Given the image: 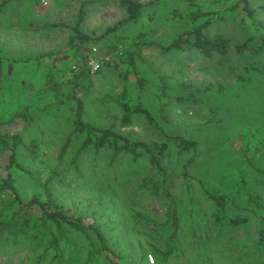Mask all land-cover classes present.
Segmentation results:
<instances>
[{
  "label": "rangeland",
  "instance_id": "rangeland-1",
  "mask_svg": "<svg viewBox=\"0 0 264 264\" xmlns=\"http://www.w3.org/2000/svg\"><path fill=\"white\" fill-rule=\"evenodd\" d=\"M134 1L147 4L154 0ZM82 2L86 3V17L81 30L93 39L124 17L119 0H17L0 13V56L32 59L26 66L4 63L0 88V135H18L21 138L22 147L17 148V159L24 172L12 169V173L23 201L32 197L44 201L41 185L46 183L65 213L80 217L86 226H100L106 236L113 237L115 251L127 255L128 263L138 264L141 248L145 247L149 252L150 245L160 246L159 238L169 235V228L163 202L141 191L140 180L130 166V158L119 155L109 165L111 152L103 151L95 159L93 151L89 150L82 152L76 165L71 164L79 141L76 136H70L73 114L70 104L54 114L47 112L28 125L18 116L25 108L36 106L45 109L50 106L54 99L49 90L46 92L48 76L55 81L68 82L73 66L78 69L84 64L94 75L89 91L76 89L84 102V119L105 127L109 124L107 119L110 115L120 114L117 107L100 101L103 95H116L123 87L117 73L101 67L105 41L91 45V52L87 51L90 46L85 45L81 53L70 47L72 32L69 29H39L46 23L73 26ZM251 7L256 12V21L264 25V0H251ZM177 8V0H159L156 5L144 8L137 23L128 25L117 35L132 38L139 33H149L156 42L165 45L175 32L169 16ZM205 33L208 36L221 35L231 46L251 37L232 16L211 24ZM86 53L88 55L84 58ZM89 61L98 64L96 71L92 72L88 67ZM138 69L140 77L146 80L142 102L155 120H161L156 114V107L160 104L157 75L168 78L165 81L169 87L165 111L168 123H160V126L169 135L198 139L203 155L212 156L214 166H208L202 156L198 159L199 165L194 167L206 185L216 188L208 180L210 172L212 168L220 170L219 165L226 157L229 162L225 161L224 165L231 168L234 163L237 166L235 170L240 172L244 166L242 162H245L241 158L245 141L251 140L253 134L264 136V53L245 55L232 49L226 55L205 57L185 49L165 55L156 47H148L142 52ZM129 78L130 82L135 81L133 76ZM180 82L196 91L194 103L187 99L177 101L183 89ZM69 89L70 86L67 87ZM119 133L144 142L163 140L141 115L134 116L131 127L120 129ZM67 139L70 140L68 147L59 157ZM33 141L40 145L47 164H35L27 159L24 148ZM8 157L9 150L0 147V179L7 175ZM263 161V154H258L253 158V165L264 167ZM173 167L175 171L179 165L173 163ZM139 170L137 167V172ZM230 175L242 178L241 174ZM104 176H108L107 182ZM244 178L249 191L264 201V187L255 171L245 170ZM236 181L231 179L233 183ZM186 183L176 179L169 188L179 207V238L177 255L164 264H264V248L257 243V217H252L245 227L219 230L213 225L212 207L197 192L196 181H192L195 188ZM111 190L112 193L109 192ZM135 213L152 222L146 224ZM70 236L81 247L83 258L88 249L85 240L75 233ZM17 249L11 264H34L32 251L26 246ZM51 257L52 254L41 264H48ZM110 259L121 264L112 256ZM99 262L104 264L103 259ZM153 262L149 263L148 259L146 264H157L154 258Z\"/></svg>",
  "mask_w": 264,
  "mask_h": 264
},
{
  "label": "trees",
  "instance_id": "trees-1",
  "mask_svg": "<svg viewBox=\"0 0 264 264\" xmlns=\"http://www.w3.org/2000/svg\"><path fill=\"white\" fill-rule=\"evenodd\" d=\"M13 1L17 0L0 2V13ZM177 1L179 8L172 10L169 16L170 21L175 26V32L165 45L156 42L149 33H139L132 38L117 35L128 25L137 23L142 17L144 8L156 5L159 0L147 4L134 0H119L124 17L107 28L105 33L96 39L84 34L81 30V25L86 17L85 2L81 3L73 26L46 23L39 27L40 30L69 29L72 32L69 45L81 53V49L85 45L90 46L87 51L91 52V45L102 40L105 41L101 67L117 73L119 80L123 83L118 94L103 95L100 99L102 104H112L119 109V115L112 114L109 116L107 126L98 127L84 119V102L78 96L76 89L81 88L84 91H89L94 80V75L90 73L85 64L72 72L68 82L59 79L55 81L48 76L46 92L49 90L54 99L50 106L45 109L36 106L25 108L18 115L19 119L28 125L35 118H41L47 112L54 114L70 104L73 111L70 120V136H74V138L76 136L79 141L78 151L70 162L71 164L76 165L82 152L89 150L93 151L95 159L103 151L111 152L109 165L114 163L119 155H126L130 158V166L133 167L137 177H139L141 191L151 198L163 202L169 228V235L160 236L159 242H162L160 246L152 247L150 245L151 250L149 252H146L145 247L141 248L142 256H140L138 264H146L149 256H152L157 264H164L169 258L177 255L180 212L177 202L169 191L176 179L182 183L187 182L186 184L191 185L189 187L192 188L195 186L192 181H196L198 184L197 192L204 202L212 207L213 225L219 230L245 227L252 217L256 216L259 223L257 243L264 248V201L261 196L250 192L244 182L245 170L252 169L256 176L260 177V183L264 187V167L253 165V158L257 157L258 154H263L264 157V150H262L264 148V136L253 134L251 140L245 141L241 156V158L243 157L242 161L245 162H242L244 166L240 172L235 170L237 166L234 163L231 168L226 164L224 165L225 161L226 163L229 162L228 157L219 165L220 170L212 168L208 180L216 188H211L194 170V167L199 165V157L204 156L200 141L186 135H169L160 126V123H168L165 116L166 94L169 91L165 81L168 78L157 75L160 83V93L158 94L160 104L156 107V114L161 120H155V117L143 105L142 92L146 80L140 77L138 69V62L142 60V52L148 47H156L165 55L185 49L194 50L205 57H211L214 54L226 55L232 49L238 54L260 55L264 53V25L256 21V12L251 7V0ZM231 16L246 32L251 34L249 39L241 44L231 46L230 42L223 36H208L205 33L206 28L211 24ZM253 41L256 43L250 44ZM87 55L86 53L84 58ZM31 61L32 59L29 58L15 59L0 56V88L4 77V63L26 66L31 64ZM131 76L135 79L133 83L130 82L129 77ZM68 86H70L69 90H67ZM180 87L183 89L181 94L177 96V101L183 102L187 99V101L194 103L197 95L196 91L194 92L192 89L193 87L187 84H182ZM137 115L143 116L148 126L160 134L163 140L144 142L131 138L129 134H120V129L131 127L133 117ZM69 141L67 139L65 142L59 157L63 156ZM21 143V138L18 135H0V147L9 150L6 166L7 175L0 179V264H11L14 251H18L17 248L24 246L30 252L32 251L34 264H41L50 254L52 257L48 264H100L101 259L104 260V264H115L110 256L121 264H131L127 262V255L115 251V244L112 242L113 237L106 236L100 226L96 224L86 226L80 217L65 213L55 201L46 183L41 185L44 191V201L37 197H32L26 202L22 200L12 173V169L21 173L24 172L17 159V148L22 147ZM24 151L27 153V159L32 163L47 164L42 157L43 150L35 141L25 147ZM211 157H203L208 166H214L215 161ZM137 163L140 165H136ZM173 163L179 165L175 171ZM137 167L140 168L139 172H137ZM230 174H241L242 178H234ZM104 179L107 182L109 178L104 176ZM231 179L237 181L233 183ZM114 180L116 181V178ZM171 182L173 183L171 184ZM108 187L110 188V186ZM109 192L112 193V190ZM135 215L141 217V220L146 224L152 222L140 214L135 213ZM72 233L81 236L87 244L88 249L83 258L81 247L70 236ZM66 251L68 252L65 256Z\"/></svg>",
  "mask_w": 264,
  "mask_h": 264
},
{
  "label": "built area",
  "instance_id": "built-area-1",
  "mask_svg": "<svg viewBox=\"0 0 264 264\" xmlns=\"http://www.w3.org/2000/svg\"><path fill=\"white\" fill-rule=\"evenodd\" d=\"M87 65L91 69L92 72H94V71H96L98 69V64H96L93 61H89L87 63ZM73 70L76 71L77 70V67L76 66H73ZM148 259H149V263H154L153 262V258L151 256H149Z\"/></svg>",
  "mask_w": 264,
  "mask_h": 264
}]
</instances>
